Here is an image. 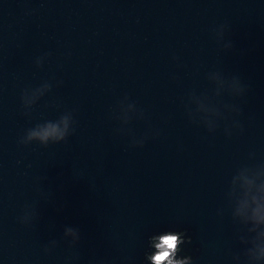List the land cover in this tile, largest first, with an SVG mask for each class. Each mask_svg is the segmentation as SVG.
<instances>
[{
  "label": "water",
  "instance_id": "95a60500",
  "mask_svg": "<svg viewBox=\"0 0 264 264\" xmlns=\"http://www.w3.org/2000/svg\"><path fill=\"white\" fill-rule=\"evenodd\" d=\"M169 228L264 264V0H0V264H146Z\"/></svg>",
  "mask_w": 264,
  "mask_h": 264
},
{
  "label": "clouds",
  "instance_id": "9594fccd",
  "mask_svg": "<svg viewBox=\"0 0 264 264\" xmlns=\"http://www.w3.org/2000/svg\"><path fill=\"white\" fill-rule=\"evenodd\" d=\"M148 242L150 251L145 254L146 264H196V258L184 254L183 250L184 245L193 242L189 229L169 228L151 235Z\"/></svg>",
  "mask_w": 264,
  "mask_h": 264
}]
</instances>
